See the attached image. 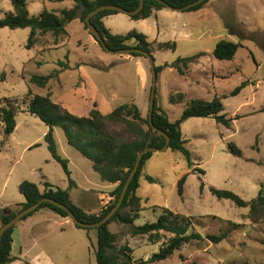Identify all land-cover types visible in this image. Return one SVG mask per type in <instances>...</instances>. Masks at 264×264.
I'll return each mask as SVG.
<instances>
[{
  "label": "rangeland",
  "instance_id": "rangeland-1",
  "mask_svg": "<svg viewBox=\"0 0 264 264\" xmlns=\"http://www.w3.org/2000/svg\"><path fill=\"white\" fill-rule=\"evenodd\" d=\"M26 1L31 17H38L44 10L58 13L74 6L71 1ZM0 11V18L13 12L11 0H0ZM105 25L113 34L137 31L147 36L155 44L152 55L156 67L204 54L185 76L173 68H165L158 75L157 104L172 122L182 116L191 100L212 101L215 95H228L248 82L239 95L222 100L221 114L232 120L229 128L211 118H191L182 124L190 162L171 150L154 152L146 162L145 174L156 182L141 178L139 194L145 211L135 226L155 223L163 210L169 209L189 219V233H199L204 238L184 245L170 259L155 264H264V218L251 221L247 217L249 208H238L210 192V187H215L251 201L264 187V0H208L201 10L194 12L164 9L157 20L151 17L134 21L120 13L107 18ZM67 31V35L59 37L40 34L36 46L28 50L29 29H0V109L12 108L17 123L15 132L6 136L0 121V215L11 206L26 203L19 192L23 181L33 182L41 190L45 189V181L56 188L69 189L62 166L53 160L44 141L47 126L28 113V104L34 96L51 95L54 102L79 117L87 116L95 104L106 115L132 103L139 107L143 118L149 116L152 88L149 60L106 52L96 41L92 44L91 34L79 20L68 24ZM221 40L241 44L233 61L212 57ZM172 42L177 44L175 51L157 50V44ZM127 45L136 47L137 42L132 40ZM56 70L60 71L58 78L50 79L45 88L30 82L33 76L47 77ZM176 93L185 94L186 102L171 104L169 98ZM112 131L126 138L130 136L122 127H113ZM57 132L59 155L71 160L74 176L81 181L87 177L102 185L91 162L67 144L61 129ZM33 143L39 146L30 149L28 146ZM231 143L242 152V157L233 155ZM72 156L82 162L77 168ZM185 176L181 197L178 182ZM112 191L101 190L107 195ZM113 201L112 197L108 206ZM100 213L98 209L95 214ZM109 229L117 236L116 246L129 245L136 259L148 260L173 237L163 232L160 242L152 244L148 236H134L132 226L114 222ZM225 229L233 232L219 244L206 238ZM96 247L95 228L78 229L59 221L44 223L32 233L26 232L25 255L13 264H97Z\"/></svg>",
  "mask_w": 264,
  "mask_h": 264
},
{
  "label": "trees",
  "instance_id": "trees-1",
  "mask_svg": "<svg viewBox=\"0 0 264 264\" xmlns=\"http://www.w3.org/2000/svg\"><path fill=\"white\" fill-rule=\"evenodd\" d=\"M58 1H71L74 3V6L71 9H63L58 13L44 10L38 17H31L26 0H11L13 12L6 14L4 18H0V29H29L30 34L26 49L30 50L36 46L37 37L40 34L52 33L54 37L67 35V25L75 20H79L87 28L85 22L86 16L98 7L114 5L132 12L140 5V0ZM164 1L174 8H182L197 0ZM207 2L208 0L201 5L189 9L188 12L201 10ZM163 9H165V6L157 1L145 0L143 10L129 18L134 21L146 20L149 19L154 12ZM117 14L120 13L115 11H102L91 19L92 24L102 35L107 46L113 51L127 49L130 47L127 45V42L135 39L138 49H142L152 55V47L155 44L150 43L148 37L144 34L131 31L126 35H115L106 28L103 22L104 18ZM240 48V43L221 40L213 50L212 57L219 61H233ZM176 49L177 44L175 42L157 44L158 51H175ZM132 56L137 58L143 57L138 54H133ZM203 56L204 54L201 53L192 57L179 58L172 64L166 63L163 66L156 67L157 74L159 75L165 68H173L180 76H185L190 70V66L199 64ZM61 64V66H64L63 63ZM59 74L60 71L56 70L47 77L33 76L30 82L39 88H45L49 80L58 77ZM4 80L5 74L2 76V81ZM247 85L248 82L242 83L228 95H215L212 101H204L201 99L191 100L187 103L182 116L175 122L170 121L162 109L158 107L156 99L153 122L156 128L170 137L169 150L182 154L190 162V153L186 148L187 140L184 138L181 130L182 124L191 118H211L215 119L217 123L223 124L229 128L232 120L227 119L225 115L221 114L224 110L222 100L239 95ZM169 99L170 103L173 105L186 102V96L183 93L173 94ZM28 113L38 118L48 127L49 130L44 137V141L47 144L52 158L62 166L69 180L70 188L75 187V182L71 178L68 160L59 155L54 136L55 129H61L65 135L67 144L92 163L93 170L99 174L102 181L118 185L111 193L114 198L113 203L102 210L100 214L93 215L87 214L80 207L76 206L66 190L60 188L53 189L54 187L52 185L48 182H44L45 189L41 192L37 184L23 181L19 185V192L25 197L26 203L21 205V208L26 209L35 205L43 198H50L69 207L77 219L84 223H97L112 211L120 198L126 180L141 151L147 147L163 148L166 144L165 138L151 129L148 118H143L139 107L134 103L123 104L106 115L103 114L98 109L97 104H95L88 116L79 117L64 108L61 104L54 102L51 95H36L28 104ZM0 114V121L4 125V134L10 136L15 132L17 127L15 119L16 112L12 108L3 107L0 109ZM145 126H147V129H145ZM113 127H122L130 136L126 138L124 135L122 136V134L114 133L112 131ZM38 146L39 145H35L34 147ZM229 148L233 155L242 157V152L233 143L229 145ZM152 156L153 153H148L144 156L139 171L130 185L126 199L120 210L110 222L96 229L97 247L95 256L97 264H155L170 259L175 252L180 250L184 245L204 239L199 233H189L191 223L188 218L179 214H174L169 209L163 210V214L158 218L157 222L147 223L139 227L135 226L136 220L139 219L141 212L145 210L143 207V199L139 196L142 170L146 162ZM200 173L205 175L202 170ZM186 179V176L182 177L178 182V193L181 197L184 194ZM145 180L149 183L156 182V180L150 176H146ZM204 186L202 181V189ZM210 192L220 200L231 201L238 208H249L247 217L251 221L264 218V187L260 189L257 198L251 201H245L232 191L221 190L215 187H210ZM45 208L55 212L62 218H68V214L62 209L52 204L43 203L35 212L26 216L23 221ZM17 214L18 212H11L0 215V226L10 222ZM114 222L121 225L132 226V234L134 236H148L152 244L160 242L163 232L169 233L173 237L168 243H164L159 248V251L154 253L148 260L136 259L134 257V250L129 245L126 244L120 248L116 246L117 236L109 229V225ZM231 226L235 228L238 227L236 224H232ZM77 228L81 229L79 227ZM14 229L15 226L9 229L2 238L0 244V264H11L16 260L11 255ZM232 232V229H225L221 231L219 235H208L206 238L213 244H219L225 241ZM24 264L31 263L25 262Z\"/></svg>",
  "mask_w": 264,
  "mask_h": 264
},
{
  "label": "water",
  "instance_id": "water-1",
  "mask_svg": "<svg viewBox=\"0 0 264 264\" xmlns=\"http://www.w3.org/2000/svg\"><path fill=\"white\" fill-rule=\"evenodd\" d=\"M155 1L164 5L165 8H167L171 11L184 12V11H188L189 9H192L198 5L203 4L206 0H197L196 2L191 3L189 5H186L182 8H174L164 0H155ZM144 5H145V0H140L139 7L135 11H132V12L126 11L123 8H120V7L114 6V5H104V6L98 7L97 9H95L94 11L89 13L85 18V22H86L87 29H88L89 33L91 34V36L95 39V41L106 52H108L110 54H117L120 56H132L133 54H138V55H141V56H143L149 60L151 76H152V88H151V95H150L148 120H149V125H150L151 129L153 131L157 132L159 135H162L165 138V140H166L165 146L163 148L147 147L143 151L140 152V154L137 158V161H136L131 173L129 174V176L126 180V183L122 189L119 200L117 201V203H116L115 207L112 209V211L106 217H104L101 221H99L97 223L81 222L79 219H77L75 214L66 205L59 203V202H57L53 199H50V198H43L38 203H36L35 205H32L31 207H28L26 209H22L21 207H17V206L9 207V209L6 211V213L7 212L11 213L14 210H19V209H20V211L18 212V214L15 216L14 219H12L10 222L0 226V244H1V241H2L4 234L9 229L14 227L19 222L23 221V219L26 216L35 212L43 203L52 204V205L56 206L57 208H60L63 211H65L68 214V218L73 222V224L76 227H79L81 229H92V228L97 229V228L101 227L102 225L107 224L108 222H110V220L116 215V213L122 207V205L126 199L127 193L129 191L130 185H131L132 181L134 180L135 176L137 175V173L139 171V168H140V165H141V162H142L144 156L148 153L166 152L167 150H169V145H170V141H171L170 137L167 134H165L163 131L156 128V126L154 125V122H153L155 100H156V93H157V84H158V74H157L155 59H154L153 55L149 54L148 52H146L142 49H138L137 47H129L127 49H122V50H118V51L111 50L107 46L105 40L103 39L102 35L99 33L97 28L91 22V19L94 18L96 15H98L102 11H115L118 13L125 14L129 17L134 16L143 10ZM133 41H136V40L133 39ZM143 171H144V169L142 170V174H143Z\"/></svg>",
  "mask_w": 264,
  "mask_h": 264
},
{
  "label": "crops",
  "instance_id": "crops-1",
  "mask_svg": "<svg viewBox=\"0 0 264 264\" xmlns=\"http://www.w3.org/2000/svg\"><path fill=\"white\" fill-rule=\"evenodd\" d=\"M165 9H167V8H165ZM163 10L154 12L151 17H155L156 20L159 19V16L163 12ZM112 16H114V15H112ZM109 17H111V16L104 18V20H103L104 24H105V20ZM140 21H142V20H140ZM115 35H117V34H115ZM123 35H126V34H123ZM91 42H92V44L95 45V39L93 37H91ZM126 60L127 61H133V59H126ZM139 72H140V70L137 66V77H138V79H139V74H140ZM138 100H137V102H139ZM88 115H89V113H88ZM48 130L49 129L47 127V129L45 130V132L43 134L44 137L47 134ZM57 130L58 129H55V131H54L55 140L59 136V133L57 132ZM33 145H34V143L30 144L28 147H31L30 149L36 148V147H34L35 145L34 146ZM36 145H38V144H36ZM59 151H61L60 148H59ZM72 157L75 161V163L73 164L75 166V168H77L78 164L79 165L82 164V162L79 159H77V157H75V156H72ZM65 159L68 160V166H69V170L71 172V178L75 182V187L70 188V184H69V189L66 190V191H68L72 202L76 206H78L82 210H84L87 214L96 215L95 213L98 209H99V211L100 210L102 211V209H106L108 204L110 203L112 197H110L111 195H107L106 193H102L101 190H104L105 188H108L110 190H114L118 184H109V183L102 181L99 174H97L95 171L94 172L98 175V178L101 180L102 185L94 184L93 180L90 181L87 179V177H84L83 178L84 180L81 181L74 176V173H73L74 171L73 170L71 171V166H72L71 160L69 158H66V157H65ZM92 168H93V165H92ZM146 176L147 175L145 174V168H144V171H143V174L141 175V178L145 179ZM45 182H48V181H45ZM50 185H52V184H50ZM140 185H141V183H140ZM52 186L54 187L53 189H56V187L54 185H52ZM39 189H40V187H39ZM40 191L43 192L44 190L40 189ZM139 196H140V194H139ZM107 197H108V199H106ZM143 202H144V200H143ZM14 206H17V205H14ZM17 207H21V205H19ZM58 221L60 222L61 225H64V226H71V224H73V222L69 218H62L61 216H59L58 214H56L55 212H53L47 208L42 209V210L38 211L37 213H35L33 216L29 217L28 219L21 221V223H19V226L16 229H14V234H13V243H12L11 255H12V257H14L16 259L14 262H16L17 260H21L22 256L25 255L24 246H25V238H26V232L27 231L28 232L30 231L32 233L36 228H38L40 225H43L44 223H51V222H58ZM13 263H11V264H13ZM48 264H50V263H48Z\"/></svg>",
  "mask_w": 264,
  "mask_h": 264
}]
</instances>
